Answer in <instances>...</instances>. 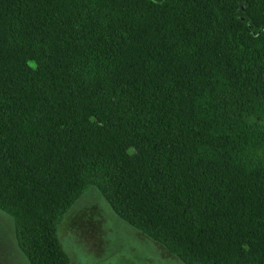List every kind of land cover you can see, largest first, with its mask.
Listing matches in <instances>:
<instances>
[{"label":"trees","instance_id":"16d2710c","mask_svg":"<svg viewBox=\"0 0 264 264\" xmlns=\"http://www.w3.org/2000/svg\"><path fill=\"white\" fill-rule=\"evenodd\" d=\"M88 187L182 264H264V0H0V212L29 264Z\"/></svg>","mask_w":264,"mask_h":264},{"label":"rangeland","instance_id":"374dc122","mask_svg":"<svg viewBox=\"0 0 264 264\" xmlns=\"http://www.w3.org/2000/svg\"><path fill=\"white\" fill-rule=\"evenodd\" d=\"M69 264H182L162 246L121 221L88 187L58 224ZM0 264H29L14 239L12 219L0 212Z\"/></svg>","mask_w":264,"mask_h":264}]
</instances>
